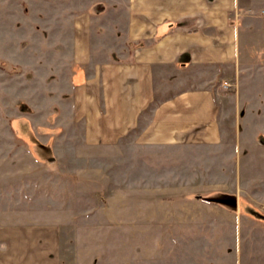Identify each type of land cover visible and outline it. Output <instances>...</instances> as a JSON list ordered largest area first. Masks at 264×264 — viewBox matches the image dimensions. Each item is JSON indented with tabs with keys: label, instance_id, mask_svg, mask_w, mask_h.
<instances>
[{
	"label": "rangeland",
	"instance_id": "1",
	"mask_svg": "<svg viewBox=\"0 0 264 264\" xmlns=\"http://www.w3.org/2000/svg\"><path fill=\"white\" fill-rule=\"evenodd\" d=\"M3 1L0 264H264V0L248 3L226 139L194 156L89 145L49 64L46 3Z\"/></svg>",
	"mask_w": 264,
	"mask_h": 264
},
{
	"label": "crops",
	"instance_id": "2",
	"mask_svg": "<svg viewBox=\"0 0 264 264\" xmlns=\"http://www.w3.org/2000/svg\"><path fill=\"white\" fill-rule=\"evenodd\" d=\"M251 1L43 0L49 24H58L49 64L69 76L71 116L85 141L116 145L129 136L144 156L153 147L194 156L220 146L236 104L227 87L258 16ZM149 255L145 264H164Z\"/></svg>",
	"mask_w": 264,
	"mask_h": 264
}]
</instances>
